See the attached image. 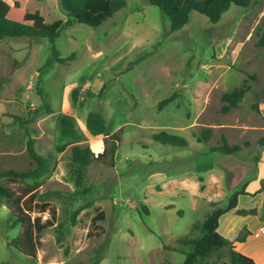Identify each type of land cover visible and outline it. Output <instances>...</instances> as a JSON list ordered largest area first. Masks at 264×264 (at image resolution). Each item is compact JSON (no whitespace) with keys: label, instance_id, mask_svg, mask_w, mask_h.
I'll return each instance as SVG.
<instances>
[{"label":"rangeland","instance_id":"1","mask_svg":"<svg viewBox=\"0 0 264 264\" xmlns=\"http://www.w3.org/2000/svg\"><path fill=\"white\" fill-rule=\"evenodd\" d=\"M26 5L40 8L46 22L65 17L56 0H26ZM263 22L264 0H256L245 7L230 4L215 22L189 10L186 22L170 30L167 16L155 5L124 0L95 27L73 22L52 42L1 37L0 169L34 165L25 151L24 131L10 114L23 116L38 103L35 85L45 92L50 111H38L23 125L34 149L51 151L62 167L75 164L68 158L70 143L101 149L102 136L84 126L87 111L104 117L105 132L120 126L121 131L113 165L96 159L83 168L75 164L64 170L62 180L53 172L39 185L35 200L51 201L56 217L39 234L34 257L10 243L21 226L11 225L9 209L0 202V264H78L98 250V264H180L183 252L162 244H174L184 234L198 236L191 223L223 207L247 178L253 186L258 175L264 185V119L258 110L264 103V45L256 42ZM51 43L64 60L45 65ZM242 83L248 86L240 100L221 111V92ZM171 93L158 108L157 101ZM202 126L211 132L197 141L194 134ZM160 129L186 144L153 140L151 132ZM221 134L240 148L211 150ZM210 172L224 192L202 193L204 182H212ZM248 199L239 195L236 208L219 217L217 231L237 251L264 264V233H254L258 225L244 229L247 214L249 221L263 224L264 208L238 210L251 203ZM98 209L103 217L90 222ZM38 213L47 215H30ZM243 232V240H234ZM225 251L226 246L214 250L200 264L226 260Z\"/></svg>","mask_w":264,"mask_h":264},{"label":"trees","instance_id":"2","mask_svg":"<svg viewBox=\"0 0 264 264\" xmlns=\"http://www.w3.org/2000/svg\"><path fill=\"white\" fill-rule=\"evenodd\" d=\"M59 9L65 16L56 18L49 22L44 20L40 8L34 6L29 8L26 0H0V38L3 36H36L45 37L52 42L53 38L64 27L73 22H81L95 27L106 17L110 16L115 10L124 5V0H56ZM155 5L168 18V28L170 30L182 26L188 16L189 10H196L202 13L210 22L219 19L221 13L230 4L238 6H248L256 0H147ZM257 44L264 45V22L259 28ZM50 55L45 58L43 64L52 62H62L64 58L51 43ZM248 85L240 84L231 89L225 90L220 94L221 111L228 110L236 105L240 100L244 90ZM35 92L39 98L38 103L30 109H26L25 115L10 114L22 127L25 134V151L33 166L24 169L12 167L0 169V202L4 203L9 209L11 225L19 223L20 231L11 238L10 243L23 254L35 256L36 244L39 241L41 231L54 224L56 209L52 202L43 200L36 201L37 188L49 176L56 164L57 157L51 151L38 153L33 146V137L29 134V129L23 123L31 121L38 111L49 112L50 107L46 101V94L41 86L35 85ZM73 96V93H71ZM74 97V96H73ZM173 97V93L157 101V107H161ZM256 108V104H252ZM84 126L88 133L102 136V145L99 151L93 152L86 143H72L68 148V158L70 161L85 167L90 161L96 159L113 165V153L116 142L119 140L121 126L111 132H105L104 117L98 111H87L84 118ZM209 126H202L194 137L197 141H205L210 135ZM151 138L161 143L173 145H185L186 140L163 129L151 132ZM264 138V134L260 140ZM240 148L237 143H227L223 134L220 135L219 143L211 145L210 149L217 152L229 153ZM14 183V186H11ZM244 183L239 189L233 190L226 200V204L215 206L200 220L191 223V229H197L198 236L180 235L175 238L174 244H162L166 249L182 251L184 257L180 264H200V259L209 256L214 250L226 246V260L209 261L207 264H255L254 260L234 248V245L217 231L218 217L225 211L234 207L239 193L244 192ZM31 211L43 212L47 215H30ZM103 217V211L98 209L90 217V222ZM245 237V232L238 233L234 240L241 241ZM187 245L188 250H182L181 246ZM101 251L98 250L87 262L78 264H98ZM69 264V263H60Z\"/></svg>","mask_w":264,"mask_h":264},{"label":"crops","instance_id":"3","mask_svg":"<svg viewBox=\"0 0 264 264\" xmlns=\"http://www.w3.org/2000/svg\"><path fill=\"white\" fill-rule=\"evenodd\" d=\"M258 110H259V112H260V114H261V116H262V118L264 119V103H263V105H261V104H258ZM72 143H70L69 145H68V148H69V146L71 145ZM59 155V154H58ZM57 157V156H56ZM62 161H60V159H57V161H56V164H55V167H54V169H53V171H52V173H53V175H54V177L56 178V179H60V180H62L63 178H64V170H66V169H73L74 168V165L75 164H70L69 166H65V167H62L61 166V163ZM59 168L58 169V171L56 172V168ZM52 173L50 174V175H52ZM237 175V174H236ZM53 177V176H52ZM51 177V178H52ZM209 177H211L212 178V182H208V181H205L204 182V184H203V187H202V193L204 192V193H208V192H210V191H212V190H215V191H222V192H224V188H223V186L224 185H222L221 183V181H220V179L218 180L217 179V176H216V173H213V172H210L209 173ZM253 177H254V179L256 180L255 182H254V185L253 186H249V184H250V180L247 178L243 183H244V186H243V188H244V192H242V193H239L238 194V196H237V202H236V205H237V203H238V201H239V195H241V194H244V195H246V196H248L249 197V199H248V201L249 202H251L246 208L245 207H239L238 208V210H244V211H248V213L250 212V211H252L253 212V210L256 208V206H259V208H264V185L263 184H261L260 185V177L257 175V176H254L253 175ZM256 177H258L257 179H256ZM221 182V183H220ZM210 183V184H209ZM242 183V184H243ZM241 184V185H242ZM241 185H240V187H241ZM225 194V193H224ZM41 201H43V200H41ZM47 201H49V200H47ZM51 202V201H50ZM236 205L234 206V207H232V208H230L229 210H231V209H235L236 208ZM249 208H251V210L249 211ZM55 209H56V207H55ZM229 210H227V211H229ZM227 211H225V212H227ZM243 211V212H244ZM258 211V210H257ZM224 212V213H225ZM254 212H256V211H254ZM224 213H222V214H224ZM221 214V215H222ZM221 215H219V217L221 216ZM56 217V216H55ZM219 217H218V219H219ZM251 217V216H250ZM250 217H249V214H247V227H244V229L246 230V232H248L249 230L251 231V228H253V227H256L257 225H259L260 224V222H257V221H249V219H250ZM55 223V222H54ZM218 226V225H217ZM245 254V253H244ZM246 255H248V256H250L251 257V255H249V254H246ZM252 259H253V257H251ZM254 260V259H253ZM254 262H255V264H257L256 263V261L254 260Z\"/></svg>","mask_w":264,"mask_h":264},{"label":"built area","instance_id":"4","mask_svg":"<svg viewBox=\"0 0 264 264\" xmlns=\"http://www.w3.org/2000/svg\"><path fill=\"white\" fill-rule=\"evenodd\" d=\"M255 234H261L264 233V222L263 224H260L256 227V230L254 232Z\"/></svg>","mask_w":264,"mask_h":264}]
</instances>
